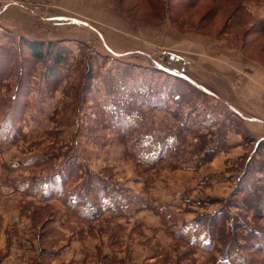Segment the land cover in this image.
<instances>
[{"label": "rangeland", "instance_id": "rangeland-1", "mask_svg": "<svg viewBox=\"0 0 264 264\" xmlns=\"http://www.w3.org/2000/svg\"><path fill=\"white\" fill-rule=\"evenodd\" d=\"M2 5L0 264H264V0Z\"/></svg>", "mask_w": 264, "mask_h": 264}, {"label": "crops", "instance_id": "crops-1", "mask_svg": "<svg viewBox=\"0 0 264 264\" xmlns=\"http://www.w3.org/2000/svg\"><path fill=\"white\" fill-rule=\"evenodd\" d=\"M7 9H8V5L0 6V14L3 13ZM64 18L65 17L60 15V14H58V15L55 14V15L51 16L50 18H48L47 20L50 21L51 23H57V21L63 20ZM72 22L75 25H77V24L85 25L86 24V23H84L82 21H78V20H74ZM29 37H31V36H29ZM31 38L34 39L33 37H31ZM161 70L166 75L177 76V74H175V73H173L171 71L172 69L163 67ZM189 75H191V74H189ZM256 75H257V78H258L259 81L260 80L264 81V77H262L261 74L259 75L256 72ZM181 76L185 77L188 82H190L191 84H194L196 87H198L200 89H203V85L201 83L195 82L196 79L193 76H192V78H191V76H185V74L181 75ZM236 94H237V92H236ZM233 95H234V93H233ZM222 98L226 102H231L228 99L224 98L223 96H222ZM245 99L246 98H244L243 101H245ZM233 102L234 101L231 102L233 107L230 106L228 103H227V105L230 106V108H233V110H234L233 113L234 114H236L238 116H242V113H241L242 112V108L238 104H236L235 102L233 103ZM247 108H248L249 116L246 119L249 120L250 132L253 133L254 135H257V134L259 135V133H262V134H260V137H261L260 139H263L262 136L264 135V99L260 98V96L257 95L256 92L254 93V95H252L250 93L249 96H248ZM243 114H244V112H243Z\"/></svg>", "mask_w": 264, "mask_h": 264}, {"label": "trees", "instance_id": "trees-1", "mask_svg": "<svg viewBox=\"0 0 264 264\" xmlns=\"http://www.w3.org/2000/svg\"><path fill=\"white\" fill-rule=\"evenodd\" d=\"M27 47H28V50L34 55L36 56L37 58H40V59H43L45 56V54L43 53L44 50L45 53H47V51L51 50L49 48V45H46L44 46V44L40 41H37V42H27ZM52 53V52H51ZM48 54V53H47ZM54 57V62L57 63V61L59 60L60 58V54L58 51H55L52 55ZM49 72H50V75H53L54 74V71H53V67L52 68H49L48 69ZM234 247V242H229L228 246L226 247V250H225V253L223 255H227L228 252H226L229 248H232ZM251 263V262H250Z\"/></svg>", "mask_w": 264, "mask_h": 264}]
</instances>
